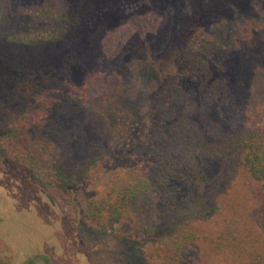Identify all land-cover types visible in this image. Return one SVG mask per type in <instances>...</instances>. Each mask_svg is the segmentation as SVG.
Returning <instances> with one entry per match:
<instances>
[{"label":"trees","instance_id":"obj_1","mask_svg":"<svg viewBox=\"0 0 264 264\" xmlns=\"http://www.w3.org/2000/svg\"><path fill=\"white\" fill-rule=\"evenodd\" d=\"M187 1L191 16L182 22L181 43L164 64L162 69L166 65L169 70L161 71L147 110L137 121L121 98L107 102L102 139L87 148L77 167L47 154L63 132L53 123L61 105L36 101L34 108L44 107V118L41 130L35 132L27 106L17 101L16 93L27 76L39 80L27 83L29 94H46L45 89L56 82L51 78L58 75L53 59L64 54L75 59L71 52L75 49L69 44L60 47L61 43L74 33L92 34L107 15V0H82L76 11L47 14V19L41 15L17 19L0 0V108L9 115L0 129V153L24 166L41 189L62 195L78 183L101 176V168L115 163L108 191L85 204L87 225L107 233L124 222L132 201L153 195L155 226H145L143 231L157 238L159 246L145 249L147 264H264V122L259 128L233 134L203 129L190 119L195 107L184 101L181 88L188 74H216L204 89L210 100L224 87L223 75L230 72L235 53H245L243 63L264 62L262 29L256 27L264 15V0ZM164 2L158 0L156 5ZM181 5L183 12L185 1ZM212 22L225 25L227 32H220ZM207 23L214 25L212 35L195 38L191 28ZM140 51L136 58L144 55L145 50ZM234 156L239 157V176L233 171ZM240 178L249 190L230 184ZM212 181L226 184L216 187ZM226 208L231 210L226 222L213 237L202 239L201 220ZM196 242L206 243L202 254L192 249Z\"/></svg>","mask_w":264,"mask_h":264},{"label":"rangeland","instance_id":"obj_2","mask_svg":"<svg viewBox=\"0 0 264 264\" xmlns=\"http://www.w3.org/2000/svg\"><path fill=\"white\" fill-rule=\"evenodd\" d=\"M81 1L2 0V4L17 19L39 15L46 18L47 14L63 15L67 9L76 11ZM157 1L107 0V15L92 34L74 33L61 43L60 47L69 44L75 49L71 51L75 59L67 54L53 59L58 75L51 78L56 82L45 89L43 97L29 94L27 87L28 82L39 80L24 77L20 93H16L17 101L27 106L29 124L35 132L41 130L44 118V107L34 108L36 101L61 105L53 123L63 132L57 145L47 151L48 156L81 167L87 148L102 139L104 120L108 118L106 104L115 98H121L131 107L137 121L147 110L149 95L159 85L162 72L169 70L166 65L162 69L164 64L181 43L178 34L185 27L182 22L191 16L187 0H165L161 6L156 5ZM184 1L186 7L182 12ZM259 22L256 27L262 29L264 38V15ZM212 23L220 32H227L225 25ZM212 23L192 27L194 37L202 38L201 34L210 37L214 30ZM141 49L145 50L144 55L136 58L135 53ZM235 55L230 72L223 75L224 87L210 100L204 89L216 74H188L182 79L184 101L195 107L190 119L203 129L233 134L259 128L264 122V62L260 59V63L254 60L243 63L241 58L245 53ZM201 102L203 105L199 107ZM1 104L0 100V107ZM8 116L0 108V129ZM238 161L239 157L234 156L233 171L239 176ZM116 167L115 163L104 166L101 176L88 183H78L62 195L41 189L24 166L0 153V264H147L145 249L159 246L157 238L143 231L145 226H155L153 195L132 201L124 222L107 233L95 232L87 225L85 204L105 195ZM212 183L216 187L226 184ZM243 183L244 178H240L232 179L230 184L249 190ZM213 184L209 186L210 193ZM211 198L214 199V193ZM228 214L231 210L226 208L217 216L201 220L202 239L213 237ZM130 233L132 238L128 237ZM194 244L192 249H199L202 254L206 243ZM192 259L190 263L194 262Z\"/></svg>","mask_w":264,"mask_h":264}]
</instances>
